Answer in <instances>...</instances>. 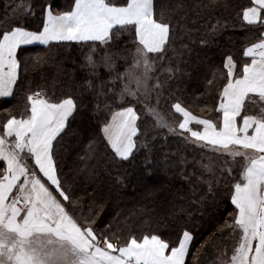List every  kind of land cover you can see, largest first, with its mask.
<instances>
[{
  "label": "snow or ice",
  "instance_id": "obj_1",
  "mask_svg": "<svg viewBox=\"0 0 264 264\" xmlns=\"http://www.w3.org/2000/svg\"><path fill=\"white\" fill-rule=\"evenodd\" d=\"M35 3L13 0L9 11L6 0L0 20V97L13 93L29 60L33 69L46 63L38 54L22 58V46L86 47L84 86L92 100L85 106L101 122L111 159L101 161L90 146L76 168L88 182L63 175L57 145L85 97L28 92L20 114L9 115L0 125V264H187L196 239L189 228L175 239L157 228L124 237L114 230L115 218L104 222L94 211V185L105 171L148 149L154 129H167L185 145L203 150L201 161H192L199 164V175L196 168L188 172L185 157H165V164L179 168L189 183V205L197 203L205 187L201 200L212 195L214 185L229 184L232 211L197 251L210 244L215 264H264V0H248L236 14L239 24L217 17L210 28L204 25L207 35L201 36V46L228 27L246 32L241 58L228 54L222 69L214 68L207 80L209 91L217 73L223 83L214 105L201 108L208 109L206 116L195 115L178 98L167 116L161 111V100L171 101L174 95H166L165 87L184 74L185 54L190 57L193 51L184 42L194 39L186 11L174 20L166 17L165 5L158 11L156 0H72L67 8H59L55 0H39L38 27L31 30L26 17L37 18ZM184 7L178 3L175 11ZM195 7L227 11L230 5L229 0H208ZM118 65L124 66L122 71ZM162 74L168 79L161 81ZM191 254L196 260V253Z\"/></svg>",
  "mask_w": 264,
  "mask_h": 264
},
{
  "label": "trees",
  "instance_id": "obj_2",
  "mask_svg": "<svg viewBox=\"0 0 264 264\" xmlns=\"http://www.w3.org/2000/svg\"><path fill=\"white\" fill-rule=\"evenodd\" d=\"M19 2L20 0H15V3ZM71 2L72 0H55L59 8H67ZM5 3L6 0H0V20L4 16ZM7 3L11 11V7L14 6L13 0H7ZM156 3L158 11L161 4L165 5L168 9L166 17L171 16L174 20L186 11L187 25L194 29L192 31L194 39L190 41L185 38L184 41L193 49L190 57L185 54L188 63L182 64L184 74L178 79L174 77L169 80L170 87L166 86L164 91L166 95L168 92L174 95L171 101L161 100V111L167 116L170 103L178 98L195 115L206 116L209 114L208 109L203 108L201 111V108L205 103L214 105L217 90L223 83L217 73L216 82L209 91L207 80L212 78L214 68L222 69L223 58L228 54H232L238 60L241 58L246 32L239 27H228L216 35L212 43L201 46L199 43L201 36L207 35L204 25L207 24L210 28L217 17L230 18L239 24L236 14L242 6L247 5L248 0H229L230 7L227 11L222 8L212 10L195 7L197 4H207L208 0H156ZM178 3L185 7L175 11ZM38 4L39 0L33 5L37 18L26 17V26L31 30H36L38 27ZM193 20L196 21L195 24L192 23ZM23 49L22 58L38 54L46 63L33 69V61L29 60V68L26 72L21 70L20 81L14 87L13 93L9 97L0 98V125L9 115L20 114L26 104V95L30 91L43 89L50 97L54 95L56 98L66 93L85 97L79 113L75 118H70L56 151L57 161L63 169L62 174L77 183H87L83 175L76 173L79 157L93 146L97 149V156L101 161L111 159L105 151V142L100 130L101 122L93 115L91 107L85 106L92 100V96L84 86V81L88 78V70L82 67L88 49L75 43L63 46L53 43L50 47L29 46ZM118 67L122 71L124 66L118 65ZM100 72L103 75L104 69L101 68ZM160 79L164 81L168 77L162 74ZM152 102H155L154 97ZM168 118L171 122V117ZM202 151L194 145H185L179 137L168 133L167 129H154L149 134L148 149H141L130 161L112 167L110 173L105 171L102 180L94 185L98 197L94 211L104 222L115 218L114 230L124 237L129 232L141 236L149 228H157L164 237L175 239L177 233L187 227L196 237L191 248V253H196V260L190 253L187 264H197V262L215 264L216 252L210 244L200 252L197 250L205 240H209L207 236L216 232L217 224H222L224 217L232 211L229 184L222 182L218 186L214 185L212 195L201 200V197L205 196V187L196 197L197 203L189 205V183L180 175L179 168H173L164 162L166 156L169 160L185 157L188 161V172L196 168V175H199V164H193L192 161L200 162ZM204 160L206 162L207 156ZM204 178L207 179V176ZM192 179L195 180V177ZM181 196L186 199L181 201L179 199ZM89 206L86 202V209ZM103 226L102 223L101 227Z\"/></svg>",
  "mask_w": 264,
  "mask_h": 264
},
{
  "label": "crops",
  "instance_id": "obj_3",
  "mask_svg": "<svg viewBox=\"0 0 264 264\" xmlns=\"http://www.w3.org/2000/svg\"><path fill=\"white\" fill-rule=\"evenodd\" d=\"M29 46H44V45H40L38 43H34L32 45H26V46H22V47H29ZM9 97V96H8ZM0 98H6V97H0ZM103 135V134H102Z\"/></svg>",
  "mask_w": 264,
  "mask_h": 264
},
{
  "label": "rangeland",
  "instance_id": "obj_4",
  "mask_svg": "<svg viewBox=\"0 0 264 264\" xmlns=\"http://www.w3.org/2000/svg\"><path fill=\"white\" fill-rule=\"evenodd\" d=\"M210 236H211V235H210ZM210 236H207V238L209 239V238H210ZM205 241H206V240H205ZM205 241H204V242H205ZM204 242H203L202 244H204Z\"/></svg>",
  "mask_w": 264,
  "mask_h": 264
}]
</instances>
